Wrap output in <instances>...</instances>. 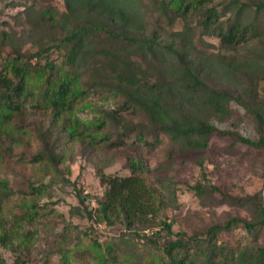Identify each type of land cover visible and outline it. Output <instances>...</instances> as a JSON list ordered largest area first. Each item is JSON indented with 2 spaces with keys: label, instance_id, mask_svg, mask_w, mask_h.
Wrapping results in <instances>:
<instances>
[{
  "label": "trees",
  "instance_id": "1",
  "mask_svg": "<svg viewBox=\"0 0 264 264\" xmlns=\"http://www.w3.org/2000/svg\"><path fill=\"white\" fill-rule=\"evenodd\" d=\"M209 2L159 0L151 4L136 1L135 4L133 0H65L66 9L62 13L64 17H61L65 22L72 19L73 23L56 43L66 48L65 60L59 66L52 60L32 63L31 58L42 56L44 49L40 48L34 54H23L10 34L4 29L0 30V150H9L8 156L13 155L14 132H23L21 125L27 106L48 116L52 124L60 126L58 136L53 140L49 139L45 131L37 129L36 149L20 152L16 157L17 162L23 167L29 166L32 173L23 185L14 186L7 180L0 182V200L7 202L9 216L15 221L17 232L20 230L25 239L33 238L37 224L47 216L42 211L45 203L39 202L41 197L49 196L43 179L47 174L58 172V165L65 160L66 145L71 146L76 141V133H84L91 143L101 148L125 147L137 154H158L165 159L205 149L209 136L215 133L228 136L231 139L230 145L236 148H264V107L260 100L253 99L249 94L247 88L252 80L245 79L246 74H240L239 78L242 79L239 88L211 84L197 70V65L192 63L194 61L186 59L171 44L160 45L155 38L138 36L124 24L116 22L118 14L124 18V15H136L139 11L150 10L155 16L153 20L157 28L181 24L173 32L184 43L191 41L196 28H199V34L215 35L225 48L240 46L254 36L251 25L244 23L241 18L242 9L249 6L247 3L231 1V13L225 16L216 5H209ZM253 5L255 10H264V0L253 2ZM55 12L48 8L43 16L48 14L53 19ZM113 23L116 32L110 29ZM93 32H105L126 43L124 48L118 49L116 55L110 56L109 66L106 67L115 73L116 82H112L114 92L124 91L120 109L131 108L130 112L137 115V119L140 115L144 119L127 123L120 131H103V119L91 123L93 128L85 126L80 131L78 119L71 117L89 92L99 93V88L104 86L83 78L87 65L83 58L90 52L87 43ZM4 46L12 47V52L4 53ZM165 48L176 54L175 63L170 62L165 66L163 56L155 57L161 55ZM151 54L157 63L165 66L163 72L167 79L163 82L152 83L144 76L141 65H137L138 56ZM100 82L105 81L100 79ZM232 101H236L251 115L258 130L256 138L244 136L237 130L221 129L212 122L214 115L229 114ZM6 139L8 144L4 143ZM57 139L63 141V149H57ZM101 142L105 144L100 145ZM99 180L103 190L100 196L95 197V208L87 211L90 217L94 216L101 223H120L127 228L138 223L157 221L165 235H171L172 221H167L164 198L156 187L136 173L133 166L128 174L100 171ZM188 188L204 199L210 194H217L219 201L247 210L249 217L230 215L221 222L193 232L180 230L174 239L164 242L161 255L151 261L139 260L132 264H264V243L259 242L264 234L261 193L233 195L211 183L194 184ZM78 198L83 202V197ZM237 226L248 232L250 241L237 247L227 242H218L220 233L231 231ZM160 238L159 230L153 232L147 240L157 244ZM12 240V232L4 228L0 220V245L12 246ZM60 248L59 264H68L65 247ZM50 255L51 252H47L45 258ZM119 255L114 246H107V255H101V264H122L123 258ZM23 262L17 257L12 264ZM0 264L7 263L0 257Z\"/></svg>",
  "mask_w": 264,
  "mask_h": 264
},
{
  "label": "rangeland",
  "instance_id": "2",
  "mask_svg": "<svg viewBox=\"0 0 264 264\" xmlns=\"http://www.w3.org/2000/svg\"><path fill=\"white\" fill-rule=\"evenodd\" d=\"M133 1L135 4L136 1L151 4L159 0ZM231 1L234 0H210L209 5H216L218 11L227 16L233 7ZM235 1L249 5L242 9L241 18L244 23L251 25L255 34L246 43L230 48L221 46L215 35L199 34V28H196L191 41L184 43L173 32L181 24L157 28L153 20L155 16L150 10L139 11L136 15H124V18L121 17L122 14H118L115 21L124 24L138 36H151L160 45L171 44L186 59L193 60L197 70L211 84L239 88L242 79L239 76L246 74L247 77L243 75L245 79L252 80L247 88L249 94L253 99L260 100L264 107V10H255L253 5V2L263 0ZM48 8L57 11L53 19L48 14L43 16ZM65 9V0H0V30L4 29L10 34L23 54H34L40 48L44 49L42 56L31 58L32 63L52 60L59 66L65 60L66 48L56 43L73 23L72 19L65 22L61 17ZM110 25L112 32H116L114 23ZM125 46L122 39L114 38L113 35L111 37L105 32L92 33L87 43L90 52L83 58L87 63L83 78L104 86L99 88V93L89 92L84 102L71 114L72 118L78 119L80 131L85 126L93 128L91 123L101 119L104 121L102 130L109 132L120 131L127 123L144 119L143 115L137 119V115L130 112L131 108L120 109L124 91L114 92L115 73L106 67L109 66L110 56L116 55L118 49ZM11 48L4 46V53L12 52ZM159 56L165 58V66L170 62L175 63L176 54L169 48H165L161 55H155L156 58ZM155 57L153 54L140 55L137 65H141L144 76L152 83L163 82L167 79L163 72L165 66L157 63ZM100 79L106 84L101 83ZM211 120L221 129L237 130L250 138L258 136L257 126L251 115L236 101L231 102L229 114L214 115ZM21 126L23 132H14L13 155L8 156L9 150H0V182L7 180L14 186L23 185L26 178L32 175L30 167H23L16 157L20 152L36 149V130L45 131L51 140L60 131V126L52 124L48 116L28 106ZM76 135V141L71 146L66 145L65 160L58 165V172L47 174L43 179L49 196L41 197L39 202L45 203L42 211L47 216L37 224L33 238L25 239L20 230L17 232L15 221L6 208L7 202L0 200V204L4 201L0 209V220L3 221L4 228L12 232L13 237L12 246L0 245V257L7 264H12L17 257L24 261L23 264H59L62 246L65 247L64 254L68 264H101V255H107V246L110 245L123 258L122 264H132L139 260L151 261L162 254L164 242L174 239L180 230L193 232L221 222L230 215L249 217L247 210L219 201L217 194H210L204 199L188 186L211 183L233 195L261 193L264 197V148H236L230 145L231 139L226 135L212 134L205 149L184 152L170 159L158 154H137L125 147L101 148L91 143L84 133ZM56 141L57 149L65 147L63 141ZM4 143L9 142L6 139ZM103 144L105 142L100 145ZM132 166L164 198L167 221H172L171 235H165L157 221L138 223L127 228L120 223L98 222L94 216L87 214L88 210L95 208V197L100 196L103 190L99 172L128 174ZM78 196L83 197V202H80ZM64 226L66 229H63ZM159 230L161 238L157 239V244H152L147 238ZM250 240V235L241 226L218 236V242H227L235 247ZM259 242L264 243V234ZM47 252H51V255L46 259Z\"/></svg>",
  "mask_w": 264,
  "mask_h": 264
},
{
  "label": "water",
  "instance_id": "3",
  "mask_svg": "<svg viewBox=\"0 0 264 264\" xmlns=\"http://www.w3.org/2000/svg\"><path fill=\"white\" fill-rule=\"evenodd\" d=\"M263 192H264V188H263ZM263 202H264V197H263Z\"/></svg>",
  "mask_w": 264,
  "mask_h": 264
}]
</instances>
